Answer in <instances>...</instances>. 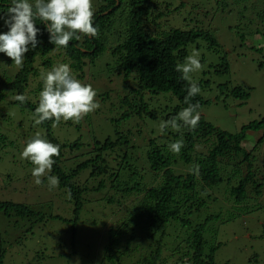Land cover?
<instances>
[{"label": "trees", "instance_id": "16d2710c", "mask_svg": "<svg viewBox=\"0 0 264 264\" xmlns=\"http://www.w3.org/2000/svg\"><path fill=\"white\" fill-rule=\"evenodd\" d=\"M10 4L11 0H0V15ZM92 4L93 24L99 30L97 37L82 36L79 41L71 40L67 48L57 47L49 42L44 22L37 19L39 43L35 49L29 45L22 67L0 53V150L12 142L9 137L13 135L7 127L17 128L27 119L32 137L39 132L60 146V155L54 157L50 174L59 178V187L65 191L70 189L76 213L89 191L103 190L107 201L117 205L123 199H131L122 216L107 229L99 260L103 264H168L171 259L174 263L170 264H221L214 259L219 244H215L211 226H208L216 215L207 213L203 223H196L198 216L216 203V197L204 190L218 188L224 180L229 182L233 178L235 184L231 185L229 196L235 202H241L248 192L261 194L264 117L243 124L233 133L207 121L201 109L210 102L205 95L210 84L209 74L227 71L228 64L223 61L219 68H216L218 65L202 68L199 77L197 72L192 74L201 89L191 98V103L200 105L198 126L194 130L182 127L180 131L169 128L164 135H158L161 120L175 117L188 106L185 97L189 83L181 78L176 65L183 63L185 57L201 45L208 51H218L217 39L208 30L187 27L191 14H187L182 24L173 19L176 13L173 11L184 6V2H176L175 7L163 0H92ZM198 8L196 6V11ZM7 31L0 20V34ZM198 40L204 42L200 45ZM102 53L112 58L117 69L111 78L118 81L120 77L127 87L120 99L122 112L114 120L116 126L125 120L127 127L117 130L113 137L100 140L97 137L85 139L83 134L59 138L53 133V121L35 125L33 113L43 88L41 72L67 63L73 75L82 78L83 67L97 64ZM130 82L133 86H129ZM224 87L222 84L209 88L211 93L218 92L214 100L220 99ZM100 92L97 95L107 96L101 89ZM17 94L26 95L27 102L21 104L14 100ZM230 94L242 101L249 96L248 90L239 86L232 87ZM66 124L71 125V122ZM143 126V131L150 127L149 134L138 133ZM71 127L80 129L79 123ZM261 129L263 133L246 149L243 140L247 132ZM177 140H183L179 154L172 153L168 147ZM260 144L262 160L258 163ZM199 146L207 150L199 151ZM179 165L191 169L199 165V175L182 173ZM227 165L232 168L225 179L222 173ZM159 176L162 179L158 185L147 186ZM0 210L6 216L15 214L40 219L38 212L19 202L0 200ZM183 226L185 239L181 238ZM175 229L182 230L181 235ZM168 239L174 241L166 242Z\"/></svg>", "mask_w": 264, "mask_h": 264}, {"label": "rangeland", "instance_id": "374dc122", "mask_svg": "<svg viewBox=\"0 0 264 264\" xmlns=\"http://www.w3.org/2000/svg\"><path fill=\"white\" fill-rule=\"evenodd\" d=\"M163 1L172 3L174 7L176 2H184V6L173 11L176 12L173 19L182 24L187 14H191L186 21L187 27L208 30L217 39L218 51H208L201 45L204 41L198 40L201 47L197 51L201 54V64L205 62L202 64L204 69L215 65L219 68L223 61L228 64L227 71L209 74L210 84L205 95L210 102L201 109L207 121L233 133L239 131L243 124L261 120L264 117V0ZM196 6H199L198 11ZM5 58L8 57L5 55ZM98 59L97 64L84 66L82 78L77 79L91 84L98 94L101 89L107 96H96L101 106L81 120L80 129L71 127L75 124L71 120V125L62 121L58 127H53V133L59 138L83 134L85 139L97 137L102 140L113 137L117 130L128 125L122 120L116 126L114 121L122 112L120 99L127 87L120 77L118 81L111 78L117 69L108 54L102 53ZM200 75L201 72H197V76ZM222 84L225 86L223 94L214 100L218 92L211 93L209 88ZM129 86L133 84L130 82ZM235 86L247 89L248 98L242 101L233 97L230 89ZM28 124L25 119L17 128L7 127L13 137H9L12 142L0 150V200L27 205L40 214V219L15 214L6 216L0 210L2 264H103L99 260L107 240V229L122 216L131 199H123L117 205L107 201L105 191H89L76 213L75 203L68 198L64 188L58 186L50 190L46 177L42 178L41 185H37L31 174L34 166L21 158L26 142L32 138ZM144 128L138 133L149 134L150 127H146V131ZM262 133V129L247 132L242 141L245 148L250 149L254 139ZM261 146L258 147V163L262 160ZM198 150L204 152L207 147L199 146ZM231 168V165L225 167L222 173L225 179ZM178 169L182 173L191 172L190 166L179 165ZM160 177L149 181L147 186L158 185ZM233 184L235 180L231 178L229 182L224 180L218 188L204 190L216 197V203L207 207L195 221L203 223L207 213L216 215L217 218L210 220L208 225L215 244H219L214 254L216 262L264 264V187L258 196L248 192L241 202H235L229 196ZM178 230L175 229L181 235L182 230ZM185 233L183 226L182 239H185ZM173 241L166 240L169 243ZM170 263H174L172 259Z\"/></svg>", "mask_w": 264, "mask_h": 264}, {"label": "clouds", "instance_id": "9594fccd", "mask_svg": "<svg viewBox=\"0 0 264 264\" xmlns=\"http://www.w3.org/2000/svg\"><path fill=\"white\" fill-rule=\"evenodd\" d=\"M39 19L46 25L49 33V42L61 48H67L73 39L79 41L82 36L97 37L99 30L94 26V9L92 0H11L7 11L0 15V20L8 28L6 33L0 34V53L9 57L17 67H22L29 45L33 49L39 41L37 35L40 29L36 27ZM200 52L193 49L183 63L176 65V70L182 74V79L189 83L188 94L183 108L175 117L161 120L159 132L166 129L180 131L182 127L195 129L201 119L199 103H191V98L201 92L198 84L193 80V73L202 70ZM40 80L43 88L39 93L38 106L33 113L35 125L45 121H53L52 126L58 127L61 121L69 120L80 123L84 117L100 108L97 101V92L91 84L77 79L69 64L60 63L48 71H42ZM14 100L21 104L27 102L28 97L17 94ZM172 153L179 154L183 147V140H177L168 145ZM60 155V146L42 137L39 132L26 142L21 152V158L28 160L34 166L32 176L37 185L47 178L49 189L59 186V178L50 175L54 157ZM191 172L199 175V165H195ZM68 198L71 191L66 190Z\"/></svg>", "mask_w": 264, "mask_h": 264}]
</instances>
